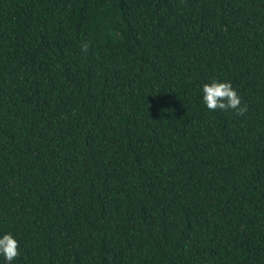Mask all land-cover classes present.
I'll use <instances>...</instances> for the list:
<instances>
[{"label": "trees", "instance_id": "trees-1", "mask_svg": "<svg viewBox=\"0 0 264 264\" xmlns=\"http://www.w3.org/2000/svg\"><path fill=\"white\" fill-rule=\"evenodd\" d=\"M9 233L12 264H264V0H0Z\"/></svg>", "mask_w": 264, "mask_h": 264}, {"label": "clouds", "instance_id": "clouds-1", "mask_svg": "<svg viewBox=\"0 0 264 264\" xmlns=\"http://www.w3.org/2000/svg\"><path fill=\"white\" fill-rule=\"evenodd\" d=\"M87 48V43L82 45L83 51L86 52ZM203 101L209 111H232L240 117H244L248 111L247 104L242 102L230 82L213 80L210 84H204ZM0 255L5 258L8 264H12V261L21 255L19 242L12 234H5L0 238Z\"/></svg>", "mask_w": 264, "mask_h": 264}]
</instances>
